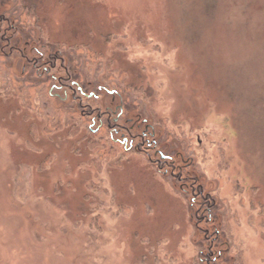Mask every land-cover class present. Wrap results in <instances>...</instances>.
Here are the masks:
<instances>
[{"label": "rangeland", "instance_id": "374dc122", "mask_svg": "<svg viewBox=\"0 0 264 264\" xmlns=\"http://www.w3.org/2000/svg\"><path fill=\"white\" fill-rule=\"evenodd\" d=\"M19 1L0 15L27 12L17 37L61 55L82 107L48 91L87 124L53 127L0 75V264H264V0ZM98 85L138 135L155 126L172 167L139 136L128 153L105 127L94 136L98 108L116 105ZM183 165L194 205L170 177Z\"/></svg>", "mask_w": 264, "mask_h": 264}, {"label": "flooded vegetation", "instance_id": "af4514ba", "mask_svg": "<svg viewBox=\"0 0 264 264\" xmlns=\"http://www.w3.org/2000/svg\"><path fill=\"white\" fill-rule=\"evenodd\" d=\"M8 44L10 45L9 51L10 52L12 51L13 53L16 47H14V45L12 44V39ZM30 47L32 46H30L29 44L27 45L23 44L21 48H17L18 50L17 53L19 54L20 59L24 61L22 64L23 66L22 69L30 66L38 77L39 76L41 77L42 75L48 76L50 79V84L52 83L50 85L51 90L54 88L61 90L65 96L68 92H70L71 101L69 102L70 103L69 105L72 106L71 103L74 102L75 100V101H78V104H79L78 106L82 107V104L80 102L82 97L80 96L86 95L84 91V87L79 85V82L77 81L75 76H73V74L70 72L68 65H64V63H62L63 58L60 57L61 55L58 56L57 54L53 52H50L48 54H42L36 50V52L39 53V55L34 56L33 48L30 49ZM28 49L29 51H27ZM31 55H33L32 58H30ZM58 60L60 61V65H58L57 63ZM60 72H63L65 74L62 75L60 74ZM105 90L108 91V94L112 96L111 102L115 103L116 105L113 106L114 109L112 108V106H107L102 113L99 112L100 109L98 108L97 119L96 118L91 119V123H89L88 125L89 130H92V125H94L97 121L98 122L97 130L102 131L104 130V127H105L108 130V136H107L108 139L111 140L113 143H116L119 146H122L124 149V152L126 153L131 152L133 150L134 138L139 136L138 138L142 139L144 142L143 144V146H145L144 149L152 152V154L147 155L148 161L151 164L159 165L158 166L159 170L160 168L172 167L171 165L174 164V159H173L174 156H172L173 153H168L169 145L167 148L164 147V142L161 141L160 134L157 135L155 126L154 125L149 126L143 123V132L142 134L138 135L137 132L142 126L140 124H132V121L130 120V118L123 117L124 112L130 111L129 107L124 104V101H122V99H120V97H118L114 93L115 91H110L102 85H98L96 87L97 93L100 91H105ZM77 94H79L80 96ZM53 96L57 98L59 94L58 93L56 95L53 94ZM87 96L94 97V98L99 97L98 94L92 91H89V94ZM116 96L119 98L118 102H115ZM89 113H91V110L88 111V114ZM121 121H123L124 123H121ZM127 123H130V125H124ZM124 132L128 134L129 138L125 136ZM119 134L121 135V137L118 139L116 138V136ZM156 136H160V137H158L157 139H154ZM160 141L163 143V147H161L162 143ZM159 143H161L160 145L161 149H156ZM136 144L137 146L139 145L138 142ZM135 148L137 149V147ZM137 150L140 152L139 148ZM157 156H159V158ZM154 160H157V162L156 161L154 162ZM186 170L187 169L185 168V165H183V167H181V170L178 171L177 173L171 172L170 177H172L173 179H176V181L181 184L179 188L181 191H183L185 195H188V196L192 195L191 203L194 205V203L197 202L198 194L200 192L194 193L195 186L193 184V181H195L196 177L194 176V174L193 175H187V173L185 174V172H187ZM160 171L162 172V170ZM163 173L166 176L168 173V169H165ZM190 179L192 181L189 184L188 180Z\"/></svg>", "mask_w": 264, "mask_h": 264}, {"label": "trees", "instance_id": "16d2710c", "mask_svg": "<svg viewBox=\"0 0 264 264\" xmlns=\"http://www.w3.org/2000/svg\"><path fill=\"white\" fill-rule=\"evenodd\" d=\"M20 3H23L25 7H27L24 0H20ZM18 3V2H17ZM17 9H12L10 11L6 10L0 15V23L2 24L0 28V75L2 77V81H10L11 89H14L19 95L27 98L30 102V105L39 110V112L47 119L53 127L57 128L58 125H71L72 127H78L77 125H83L86 128L87 120L85 117L78 113L76 110H65L63 107L55 104L54 99H57L48 91V86L50 87V79L46 75H42L38 77L34 70L28 66L27 68L22 69L18 72L15 70L14 59L12 60L13 53L9 51V42L12 39V44L16 47L15 52L17 53V48H21L22 45L30 44L32 41L37 43V39L34 40V32L32 30L28 31L26 34L23 33L22 40L16 35V28L19 29V25L25 24V13L27 12H19ZM16 14V16H15ZM6 24V25H4ZM22 26V25H21ZM11 27H15V30L12 31V38H9L8 32L11 30ZM15 31V32H14ZM9 38V39H6ZM14 39V40H13ZM6 44L5 46H3ZM11 44V45H12ZM22 44V45H21ZM21 46V47H20ZM18 54V53H17ZM19 64V62H18ZM80 70H84V68L78 66ZM69 67V66H68ZM78 71V78L82 79V75ZM70 72L73 74V71L70 69ZM75 76V75H74ZM111 78V76H110ZM77 79V78H76ZM121 86H123L122 81H117ZM99 130L94 131V136L99 134ZM98 136V135H97ZM100 139V137H99ZM98 139V141H99ZM100 140H103L102 138ZM105 147L108 146V150L105 155L111 157L115 152H119L118 150L110 147V143L108 144V140L103 143Z\"/></svg>", "mask_w": 264, "mask_h": 264}]
</instances>
